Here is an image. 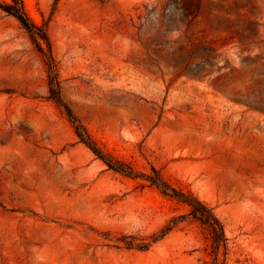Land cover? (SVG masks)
Wrapping results in <instances>:
<instances>
[{"label": "rangeland", "instance_id": "1", "mask_svg": "<svg viewBox=\"0 0 264 264\" xmlns=\"http://www.w3.org/2000/svg\"><path fill=\"white\" fill-rule=\"evenodd\" d=\"M10 0H0V2ZM62 98L93 137L213 208L226 264H264V0H24ZM29 34L0 9V264H212L187 208L112 170L48 99Z\"/></svg>", "mask_w": 264, "mask_h": 264}, {"label": "trees", "instance_id": "2", "mask_svg": "<svg viewBox=\"0 0 264 264\" xmlns=\"http://www.w3.org/2000/svg\"><path fill=\"white\" fill-rule=\"evenodd\" d=\"M0 9L14 17L29 34L37 52L46 65L49 90L48 99L65 112L79 142L84 144L109 170L128 178L140 180L144 186L155 187L164 197L174 200L187 208L185 214L173 217L162 229L154 233L150 237L149 242H136V239L132 236H121L113 240L115 245H124L127 249L147 251L153 245L165 239L181 224L187 221L194 222L200 226L210 241L212 264H226V257L222 260L220 256L221 254L227 256L230 248L229 238L226 235L223 221L217 216L213 208L206 205L191 191H186L172 184L155 166H151L150 172H141L131 162L116 157L103 147L62 98V86L58 74V66L53 56L52 44L45 27L37 25L31 19L25 9L24 0L2 1L0 2Z\"/></svg>", "mask_w": 264, "mask_h": 264}]
</instances>
